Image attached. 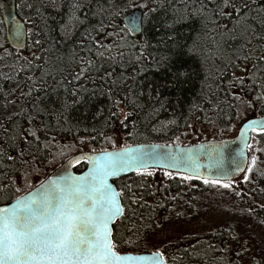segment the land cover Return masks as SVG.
<instances>
[{
  "label": "snow or ice",
  "instance_id": "obj_1",
  "mask_svg": "<svg viewBox=\"0 0 264 264\" xmlns=\"http://www.w3.org/2000/svg\"><path fill=\"white\" fill-rule=\"evenodd\" d=\"M124 2L125 0H111L105 11H109L112 19H115L121 15L119 6ZM82 7V4L74 3L70 9V19L79 20V16H76L72 9L79 11ZM136 7L138 11L129 13L121 21L123 27L118 35L146 36L149 32L155 33V45L150 41H141L132 46L139 53L134 60V63L140 65L136 72L126 77L117 74L113 65L118 61L123 62V51L118 50L116 56H112L110 47H105L89 34V39L93 40L91 46L86 49L89 56L73 54V61L77 67L69 73L71 80L67 82H79L83 79L95 83V78L91 75L92 70L95 68L99 73L104 67L103 64L96 67V59L108 64V69L104 70L99 79L108 86L109 93L117 87L118 82L129 80L135 82L137 75L148 70L159 72L163 67L164 82L158 83L154 88L150 86L148 98L155 105H159V108L173 104L175 100L173 105L175 107L180 104L183 94L191 87L194 78L198 77L209 64L210 59H219L223 62V67L216 69V75L211 71L205 72L200 97L209 105L210 113L224 116L229 124L238 121V135L235 141L223 139L201 141L190 146L179 143L115 146L116 141L110 140L114 145L111 150L84 151L83 148L89 141L81 138L78 144L74 145L81 150L68 155L64 151L68 148L67 145L57 147L51 141L44 145L41 152L40 137L36 132L24 133L25 142L29 141V137L37 142V153L26 154L21 149L18 156H7L8 161H12L14 165L18 162V166L24 171L17 172V180L0 179V264H168L167 252L146 238L145 251L129 250L137 248L140 240L125 238L119 230V224L127 219L124 201H127L128 212L133 211L131 205L144 207L147 202L141 203L143 194L136 196L132 184H125L117 189L111 180H118L129 173H134L137 177L152 176L154 170L159 168L167 169L164 175L170 179L177 175L184 181L201 180L204 184L225 189L233 187L234 177L237 175H241L244 181L251 182V174L257 169L258 164L256 153L264 151L249 143L254 137L264 139V69L260 67L264 64V52L254 58L252 42L256 40L259 43L262 39L256 35L255 27L249 25L239 37L235 35V29L250 19L264 27V0H216L212 6L211 17L207 15L208 8L204 4L196 12L183 13L175 9L169 13L168 0H140ZM257 15L260 17L259 20ZM193 16L200 21L205 31L209 30L207 25L216 23V17H227L234 20L235 24L231 32L225 26L219 33V43H216V36L213 35L212 48L206 51L197 39L189 43L192 37L186 34V29L195 22ZM111 22L109 20V23ZM65 28L70 31L74 25L71 28L65 25ZM93 31L109 35L103 26ZM211 31L215 33L216 30ZM11 34L17 47H26L32 29H25L18 22L11 30ZM237 39L243 41L239 49L230 52L227 58L223 54L215 56L216 49L223 51L228 40ZM32 43L42 47L40 39L33 40ZM83 47L82 44L81 48ZM150 47L154 48L157 55L151 53L145 55ZM2 49L3 45H0V50ZM194 57L199 60V69L190 63ZM35 59L40 61L44 60V57L39 56ZM44 63L47 61L44 60ZM237 68L242 74H237ZM229 69H232L230 73ZM59 71L63 73V69ZM45 76H52L55 79L53 72H42L41 84L46 85L43 79ZM28 79L32 81V77ZM65 80L66 77L62 78L60 83H64ZM209 80L212 81L211 84L207 83ZM32 83L34 87L35 81ZM162 90H167L170 95H163ZM32 91L33 88H29L27 93L21 95L32 96ZM52 92L55 93L56 89L53 88ZM65 93L63 99L57 96V100L52 101L53 104L58 103L59 107L49 112L50 115L54 114L58 126L70 124L72 119L70 113L78 106H84L85 112L89 111L92 97L97 94V90L78 86L70 93L65 88ZM100 94H103L102 90ZM133 95L142 96L144 93ZM39 99L35 98L34 106ZM121 105L125 108L135 106L136 100L125 96L123 100L113 101L112 107L107 109V115L105 110L98 109L93 113V119L103 120L104 125L119 120L121 125L127 128V121L132 112L121 116ZM153 111L158 109L154 108ZM189 111L205 112V108L193 104ZM257 111L259 115L256 114ZM249 112L252 114L245 115ZM199 119L197 117V120ZM205 119L209 123L215 122L211 116L206 115ZM32 120L33 117L29 115L30 124ZM170 123L175 124V121ZM232 126L235 127L234 124ZM44 127L47 128L48 125L45 124ZM186 127L194 128V124H186ZM92 132L99 136L104 135L103 127H93ZM54 140L55 137H52V141ZM92 140H95V136ZM175 140L179 141L180 137H176ZM231 143H236L238 147L230 153L228 147ZM38 158L40 167L36 166ZM57 159L63 161L58 170L44 174L42 179L37 177L35 183L30 182V178L37 176L45 161L51 164ZM82 162L87 168L76 174L73 169ZM201 169L209 173L215 172L216 175L205 176L201 174ZM21 179L25 181L23 186L18 182ZM236 195L239 196L241 193L236 192ZM250 252L252 249L242 248L236 252V260L240 264H264V248H261L258 254L252 252L251 255H247Z\"/></svg>",
  "mask_w": 264,
  "mask_h": 264
},
{
  "label": "trees",
  "instance_id": "obj_2",
  "mask_svg": "<svg viewBox=\"0 0 264 264\" xmlns=\"http://www.w3.org/2000/svg\"><path fill=\"white\" fill-rule=\"evenodd\" d=\"M16 1L17 14L25 22L27 29H32V34L28 39V46L25 50L17 51L11 48L6 38L0 9V45H3V49L0 50V179L10 178L16 180L17 172L24 171L23 168L18 166V162L14 165L12 161H8L7 156L16 157L21 149L26 154L37 153V142L31 137H29L28 142H25L23 137L24 133L30 131H35L37 136L40 137L41 152L44 145L51 141L57 147L67 145L68 148H65L64 151L69 154L74 149L72 143L78 142L81 138L89 141L88 146L93 147L103 146L105 140L113 134L122 135L123 142L128 145L173 144L176 137H180L189 130L186 124L196 122L199 125L214 126L221 130H227L236 122L233 121L232 124H229L224 116L210 113L208 111L209 105L200 97L201 82L204 79L205 72L211 71L213 75H216V69L223 67V62L219 59H210L209 64L200 72L198 77L194 78L191 87L183 94L180 104L175 107L173 106L175 100H173V104L159 108V105H155L148 98L149 87L154 88L158 83L164 82L165 70L163 67L159 72L148 70L137 75L135 82L130 80L123 83L118 82L117 87L109 93L108 86H105L103 81L99 79L104 74V70L108 69V64L96 59V67H100L101 64L104 67L101 68L99 73L96 72L95 68L92 70L91 75L95 78V83L83 79L79 82H67L71 80L69 73L77 67V64L73 61V54L79 53L85 57L89 56L86 49L93 43V40L89 39V34L103 43L105 47H110L112 56H116L118 50L123 51V62L118 61L113 65L117 74L126 77L136 72L140 65L134 63V60L139 53L132 46L141 41H150L152 45H155V33L149 32L146 36L142 34L140 36L124 35L123 37L118 33L123 27L121 21L124 16L132 9L137 8L136 5L140 3V0H125L119 6L121 15L115 19H112L109 11H105V9H108L111 0ZM77 2L82 4L83 7L79 11L76 9H72V11L75 12L76 16H79V20L70 19L71 6ZM215 2L216 0H168L170 4L168 10L169 13L173 9L181 13L186 11L196 12L204 4L208 8L207 15L211 17L212 6ZM162 14L160 13V15ZM259 18L257 15V20ZM109 20L112 22L109 23ZM193 20L195 22L191 23L186 29V34L192 37L189 43L197 39L206 51L212 48L213 40L211 37L213 35L216 36V43H219V33L224 30L225 26L231 32L235 24L234 20L227 17H216V23L207 25L209 30L205 31L195 16H193ZM65 25L70 28L74 25V28L69 31L65 28ZM249 25L255 27L256 35L262 38L259 43L256 40L252 42L255 58V56L264 52V27H260L256 21L250 19L247 23L236 27L235 35L241 36ZM101 26L107 30L109 35L93 31V29H100ZM211 29H215V33ZM36 33H40V35H36ZM36 39L41 40L42 47L32 43ZM242 42L241 39L228 40L223 51L219 48L215 50V56L218 57L223 54L227 58L230 52H235L240 48ZM82 44L83 49L81 48ZM148 53L157 55L153 47L148 48L145 55L147 56ZM39 56H43L47 63L45 64L44 60L38 61L35 59ZM190 63L194 68L199 69L200 63L197 58L194 57ZM260 67L264 69V64ZM249 68H251V63ZM60 69H63V73L59 71ZM228 71L230 73L232 69ZM42 72H53L55 79L52 76H45L43 79L46 81V85L41 84ZM236 72L242 74L239 68L236 69ZM29 77H32V81H35L34 87L32 81L28 79ZM64 77L67 80L60 83ZM207 83L211 84L212 81L209 80ZM225 83H227V80H225ZM78 86L97 90V94L92 97V103L89 105L90 110L85 112L84 106H78L70 113L71 123L58 126L54 114L50 115L49 112L54 108H58L59 104H53L52 101L57 100V96L63 99L66 95L65 88L70 93L74 87ZM29 88H33L32 96L21 95V93H27ZM53 88L56 89L55 93L52 92ZM36 89H40V91H36ZM100 90L103 91V94H100ZM162 91L163 95H170L167 90ZM140 92H143L144 95H133V93L138 94ZM206 93L207 86H205ZM125 96L136 100L135 106L125 108L121 105V116L127 112H132V116L127 121V128L123 127L119 120H113L110 124L104 125L103 120L93 119V113L98 109L105 110V115H107V109L112 107L113 101L123 100ZM37 97L40 99L34 106L33 101ZM193 104L203 106L205 112H190L189 109ZM154 108H157L158 111H153ZM42 109L46 111H42ZM256 114L259 115V112L257 111ZM29 115L33 117L31 124L28 122ZM206 115L211 116L215 122H207ZM197 117L200 119L197 120ZM171 121H175V124L170 123ZM45 124L48 125L47 128L44 127ZM133 124H135V128H133ZM93 127H103L104 135H96L92 132ZM153 129H156V131H153ZM129 133L132 134L129 135ZM93 136H95L94 141L92 140ZM52 137H55L54 141H52ZM258 139L264 142V139ZM62 162V159H57L51 164L45 161L43 167H41L42 171L50 174ZM36 166L40 167L39 158ZM86 167L87 165L82 162L74 170L81 172ZM262 174H264V164L261 172L253 174L254 182H249L248 187L254 186V190L259 187L264 188V175ZM114 183L118 189L125 184H132L136 196L139 197L143 194L141 203L147 202L144 207L137 204L131 205L133 211L128 212L127 201H124L127 219L119 224V230L125 235V238L131 237L140 240L137 248L129 250L139 251H143L142 239L151 232L159 221H167L181 209L186 210L189 216L195 215L196 207L199 204L197 195L208 191V186L201 180L184 181L177 175L170 179L164 175V170H154L152 176L142 177H137L133 173L115 180ZM246 186L247 184H245V188H247ZM151 193H155V195H151ZM252 201V195L241 192V195L238 196L240 206L249 207L264 221V207ZM126 229L132 231L127 232ZM242 248H244L243 244L238 241L232 229L221 228L195 237H185L182 240L170 242L163 246L161 250L167 252L169 256L168 264H240L236 260V252Z\"/></svg>",
  "mask_w": 264,
  "mask_h": 264
},
{
  "label": "rangeland",
  "instance_id": "obj_3",
  "mask_svg": "<svg viewBox=\"0 0 264 264\" xmlns=\"http://www.w3.org/2000/svg\"><path fill=\"white\" fill-rule=\"evenodd\" d=\"M252 113H246L245 115H251ZM194 128H189L184 134L180 136L179 143L181 145L190 146L193 143H199L201 141H216L221 139H230L238 134V121L234 122L235 127L231 126L227 130H221L214 126H203L194 122ZM110 140H115V146H122L126 144L123 142L122 135L113 134L109 136L103 146L93 147L88 146L83 148L84 151L95 149L97 151L108 149L111 150L114 146ZM173 143V144H174ZM78 142L72 143L74 148L68 155H73L79 152V147H74ZM253 147L264 149V142H261L257 137L251 139ZM258 164L257 169L251 174V182H254L253 174L261 172L264 164V151L257 152ZM39 167V166H37ZM23 172V171H22ZM21 172V173H22ZM47 174L46 171H42L30 178V182L35 183L37 177L43 178V175ZM17 180V177H16ZM23 186L25 181L18 180ZM247 184V188H245ZM249 182L244 181L242 177L235 180L233 187L225 189L219 186H213L211 184H205L208 186V191L199 193L197 195L199 204L196 207L195 215L189 216L186 210L181 209L177 214L167 219V221L161 220L157 225L152 228L151 232L145 237L147 240L156 244L162 249L163 246L170 242H175L184 239L185 237H195L197 235L212 232L221 228H230L237 236L238 241L243 244V247L252 249V252L258 254L261 248H264V223L261 217L250 210L249 207L238 204V196L236 192H242L243 194L252 195L253 201L259 205L264 206V188L259 187L254 190V186L248 187ZM250 185V184H249ZM198 186V184H196ZM201 187V186H200ZM244 202H249L242 200ZM240 202V201H239ZM155 229V231H153ZM142 239V250L145 251L144 239ZM247 241V244H245ZM155 250V249H151ZM139 251V250H135ZM252 252L247 255H251Z\"/></svg>",
  "mask_w": 264,
  "mask_h": 264
},
{
  "label": "water",
  "instance_id": "obj_4",
  "mask_svg": "<svg viewBox=\"0 0 264 264\" xmlns=\"http://www.w3.org/2000/svg\"><path fill=\"white\" fill-rule=\"evenodd\" d=\"M0 9H1V15H2V20H3V23H4V27H5V34H6V38L8 40V43L9 45L11 46V48H13L14 50H17V51H23L26 49V47H17L14 42H13V39H12V34H11V30L14 29L15 27V24L16 23H20L25 29H27V26L25 24V22L18 16L17 14V1L16 0H0ZM138 11L137 8L131 10L130 12H128L123 20L126 18V16L131 13V12H136ZM142 11V10H141ZM133 36H136V35H133ZM26 43H28V39L26 41ZM238 135V134H237ZM237 135L233 138H230V139H224L226 141H232L234 142ZM211 142V141H209ZM251 142V140L249 141V143ZM146 144H157V145H165V144H162V143H146ZM135 145H138V144H135ZM133 145V146H135ZM140 145H143V144H140ZM238 147V145L236 143H231L228 147V151L231 153L233 152L236 148ZM247 162V161H246ZM151 163V162H150ZM59 166L54 169V170H58ZM87 168V167H86ZM86 168L83 170L85 171ZM53 170V171H54ZM155 170H161L159 168L155 169ZM167 170V169H165ZM164 170V171H165ZM183 171V169H181ZM52 171V172H53ZM74 172H76L74 169H73ZM81 171V172H83ZM201 174L205 175V176H209V177H214L216 175L215 172H212V173H209L208 171H206L205 169H201ZM51 172V173H52ZM81 172H76V174H80ZM133 173H129L127 174L126 176H129ZM122 177H125V176H122ZM121 177V178H122ZM242 176L241 175H237L234 177V180H238L240 179ZM117 180V179H114V180H111L110 182H112L115 185L114 181ZM118 189V188H117Z\"/></svg>",
  "mask_w": 264,
  "mask_h": 264
},
{
  "label": "bare ground",
  "instance_id": "obj_5",
  "mask_svg": "<svg viewBox=\"0 0 264 264\" xmlns=\"http://www.w3.org/2000/svg\"><path fill=\"white\" fill-rule=\"evenodd\" d=\"M135 9V8H134ZM133 10V9H132Z\"/></svg>",
  "mask_w": 264,
  "mask_h": 264
}]
</instances>
